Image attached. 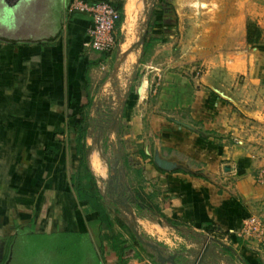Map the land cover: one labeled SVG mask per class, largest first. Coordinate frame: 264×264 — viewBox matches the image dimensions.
I'll list each match as a JSON object with an SVG mask.
<instances>
[{
    "label": "crops",
    "instance_id": "obj_1",
    "mask_svg": "<svg viewBox=\"0 0 264 264\" xmlns=\"http://www.w3.org/2000/svg\"><path fill=\"white\" fill-rule=\"evenodd\" d=\"M134 1L135 5L124 0L127 18L138 2L143 6ZM67 3L0 0V264L7 263L8 241L19 230L33 235L80 233L94 238L98 213L79 201L73 188V173L81 157L78 134L68 141L67 128L75 130L80 107L88 102L87 88L92 89L94 98L93 92L109 72L107 66L113 57L83 48L92 18L71 10ZM127 20L124 35L130 25ZM246 24L242 29L247 43ZM139 28V24L131 26L125 41L131 43ZM153 56L147 58L145 80L149 90L153 76L159 78L158 110L148 118L149 130L158 137L154 149L149 135L141 151H132L128 145L125 153L122 151L128 162L125 172L140 175L133 178L130 189H144L142 198L154 204L148 206L152 212L157 213L156 208L162 218L182 225L170 226L174 230L191 233L211 223L227 232L232 241L230 253L237 249L249 263L264 264V243L239 240L264 190L247 173L248 168L264 164V158H259L264 148L248 142L258 137L248 123L264 119V102L256 100L258 88H250L249 81L233 87L242 71L223 63L220 57L199 75L194 73L195 67L171 65L168 60L164 64L161 57ZM206 62L210 63L209 58ZM133 103L129 100V108ZM142 128V123H136L135 135L142 133ZM92 145L90 151L86 149V159L98 183L97 174L105 177L107 166L105 163L100 172L94 169L91 159L98 167L102 164ZM96 145L104 160L101 146ZM156 151L175 167H159L154 160ZM127 264L154 263L141 257Z\"/></svg>",
    "mask_w": 264,
    "mask_h": 264
},
{
    "label": "rangeland",
    "instance_id": "obj_2",
    "mask_svg": "<svg viewBox=\"0 0 264 264\" xmlns=\"http://www.w3.org/2000/svg\"><path fill=\"white\" fill-rule=\"evenodd\" d=\"M133 1L132 3L135 5V1ZM139 1L142 2L143 6L139 4L140 2H136L137 7H133L132 11H129L130 15L128 18L125 14L122 25V39L118 48L112 53L113 58L107 66L110 73L109 78L112 77L110 80L108 79V84L107 80L104 84L98 85L97 89L93 92L94 100L87 108V123L90 122L88 126L87 152L91 150L90 148L93 143L92 150L95 154L98 153L99 163L102 164L101 167H98V164L91 159V163L96 171L100 172L101 168L105 169L104 164L106 163L107 175L103 177L97 174L99 186L105 194L107 182L110 178L111 165L115 163L114 166H116L119 162V167L117 165L118 169L124 168V164L120 160L122 158L121 156L119 158L118 155L125 153L127 145L134 149L132 151L136 149L138 151L140 149L141 151L145 146L144 140L146 141L150 135L148 139L153 142L151 148L154 149L156 146L155 138L158 135L149 130L148 118L149 115L154 114L158 110L156 104L159 78H154L153 76V87L150 86L149 90H147L146 85L144 93L138 91L143 82L146 81L147 66L149 65L148 57L151 58L153 55L155 59L161 57L164 64H168L166 61L168 60L171 65L177 64L190 68L195 67L194 73L197 72L199 75L204 72L207 65L211 63L217 64L218 57H220L224 59L221 60L223 63L238 66L242 71V74H239L235 78L233 87L236 84L245 85L249 81L253 85L250 88H258L256 100L264 102V42L262 45H249L245 42L242 29L248 19L256 21L264 29V0H174L177 4H173L167 0ZM126 19H128L127 21L131 26L140 25V28L134 35L136 36L141 33L140 40L146 33L148 25L150 29L148 30L146 40L153 39L154 37L157 39L150 42L151 48L148 49L146 56L144 52L145 41L141 43V51L133 68L132 66H126L129 62V53H127V57L123 63H117L120 44L129 36L124 35ZM125 30H128L127 26ZM126 43L128 42L126 41ZM208 58L210 63L206 62ZM216 60L217 62H213ZM229 60H232L233 64ZM132 87L135 88L134 91H131ZM253 91L250 92L253 93ZM135 97L137 99L136 102L134 100ZM129 100L130 103L134 102L132 109L129 108ZM68 109L70 112L74 111L70 107ZM252 121L254 123H248L249 128L258 137L256 140L252 139L248 140V142L254 146H258L260 149L264 148V119ZM136 123H142L143 125L142 133L138 135H135V131L133 130ZM67 131V140L70 141L71 137L74 138L76 132L74 129L71 131L68 128ZM118 132H121L120 135H118ZM260 136L262 137L260 138ZM95 143H99L101 146L105 162L102 159L100 147ZM117 148L120 150V153L116 151ZM258 155L260 153H257ZM259 158H264V154H261ZM116 159L119 161H115ZM128 172L123 173V183L134 187L132 183L133 178L138 179L140 175L135 176L132 172L128 175ZM247 173L250 174L254 181L260 183V187L262 186L264 189V164L248 168ZM211 178L221 183L220 178L215 176ZM130 190L137 196H145L144 189L142 188L136 187ZM256 193L258 191L255 190V196H257ZM149 204L154 205L153 203ZM119 205L125 218L128 221L134 222V225L136 224L135 227L138 233L144 236L145 240L158 244V248L165 254H174L180 264H192L202 251L205 242H208V248L201 264H244L237 249H233L232 253L227 251L229 247H232V241L225 232L217 230L214 234H209L204 229L199 231L190 229L191 233L187 230L185 233H180L171 228L170 224L165 221V225H159L158 217L161 216L150 209L141 210L138 208V205L134 204L128 208L124 204ZM255 207L254 215L263 217L264 222V190L259 194ZM162 219L164 220V218ZM148 221H152V223L149 225ZM98 231L97 226H95L93 230L94 238L92 239L98 247L97 252L100 256L102 254L105 255L101 257V261L103 259L105 264L117 263L118 253L111 249L110 243L105 242L106 250L99 247ZM118 231L120 229H117L116 232ZM210 237L212 238L210 239ZM239 238L241 242L246 244H249L248 241L251 239H258L261 244L264 243V237H261L259 234L248 237L239 236ZM47 239V243L55 245L56 236L52 239ZM39 241L41 242V240ZM189 244L194 245L188 246ZM124 247L125 255L130 257L128 262L134 259L140 260L141 257L142 260L147 259L154 264L157 262L155 259L156 252L151 248L146 249L140 246L130 235H127V242ZM84 258L87 261H94V252L91 250V254ZM47 260H43V263L47 262Z\"/></svg>",
    "mask_w": 264,
    "mask_h": 264
},
{
    "label": "trees",
    "instance_id": "obj_3",
    "mask_svg": "<svg viewBox=\"0 0 264 264\" xmlns=\"http://www.w3.org/2000/svg\"><path fill=\"white\" fill-rule=\"evenodd\" d=\"M72 2L73 0H68L67 5L70 7ZM111 2L121 12V19L117 23L118 37L121 41V28L125 19L124 0ZM246 29V40L249 45L255 46L263 44L264 29L256 21L248 19ZM147 34L148 31L146 32V36ZM146 36L144 38L145 56L148 52V49L151 48L150 42L157 40L155 37L153 39L151 38L146 40ZM109 74V72H106L100 82L104 83L108 79ZM87 78L90 79V76L87 75ZM134 89L135 88L132 87L131 91H134ZM91 93L92 89H90V87L87 88L88 102L80 107L79 111L81 117L74 123V128L78 134L77 152L81 157V162L78 170L73 173L72 185L76 191L79 201L86 202L91 210L98 213V218L94 221L93 226L97 225L99 230V247L101 249L104 248L105 250V242L110 243L112 250L118 253V262L116 264H127L130 258L124 253V245L127 242V235H130V237L140 246L146 249L148 247L140 241L139 237L136 235L134 229L130 225V222L125 218V215L120 210V208L105 199L104 195L101 193L95 176L92 174L90 168L87 165L86 138L90 123H87V108L94 100V98L91 96ZM120 133L118 132V135H120ZM142 154H145V151L142 150ZM124 157L125 155H123V158ZM125 162H127L126 157ZM155 211L158 213L160 212L156 208ZM163 218L172 224L181 225L176 221L167 219L164 216ZM202 228L209 234H214L217 230H219V227L212 225L211 223L202 224ZM117 229H120V231L116 232ZM55 236V245H50L47 243V238L52 239ZM39 240H41V242ZM91 250L94 252V261H87L84 257H88L91 254ZM97 250L98 247L89 234L58 233L53 235H33L24 233L23 230H19L16 234H13L8 241L7 255L5 260L8 261V259L11 257L9 264H102ZM227 251H231V247H229ZM241 258L244 264H251L242 256ZM45 259H48L47 262L42 263Z\"/></svg>",
    "mask_w": 264,
    "mask_h": 264
},
{
    "label": "built area",
    "instance_id": "obj_4",
    "mask_svg": "<svg viewBox=\"0 0 264 264\" xmlns=\"http://www.w3.org/2000/svg\"><path fill=\"white\" fill-rule=\"evenodd\" d=\"M70 9L88 13L92 18L86 31L83 48L108 55L114 53L120 41L117 33V23L121 19V12L113 3L109 0H73ZM262 218L256 215L249 217L241 229L240 236L248 237L259 234L264 237V222Z\"/></svg>",
    "mask_w": 264,
    "mask_h": 264
},
{
    "label": "flooded vegetation",
    "instance_id": "obj_5",
    "mask_svg": "<svg viewBox=\"0 0 264 264\" xmlns=\"http://www.w3.org/2000/svg\"><path fill=\"white\" fill-rule=\"evenodd\" d=\"M117 124V122H116ZM109 126V124H108ZM117 147V145H116ZM116 151L118 153H120V150L117 148ZM115 151V152H116ZM121 156L122 159H120L122 162H123V166L124 168H120L118 169L119 167V162H118V167L117 165L114 166L111 165V170H110V178L107 182V191H106V194L103 193L105 199L110 202V203H113L115 204L118 208H120V210L122 211L121 207L119 204H124V206H126L127 208L131 205H138V208L141 209V210H144V209H149L148 206L151 207V205L146 201L145 198H142V196H137L135 195L134 193L131 192L130 190V187L129 185H126L123 183V173L125 172V166H127L126 164H128V162L125 163V159L123 158V155H118V157ZM117 157V155H116ZM120 158V157H119ZM118 159H116L115 161H117ZM119 161V160H118ZM117 167V168H116ZM115 168H116V171H115ZM115 171L116 175L115 176H112V171ZM100 188V187H99ZM102 191V190H101ZM135 200V201H134ZM142 203L143 206H140L139 204ZM153 208V207H152ZM123 212V211H122ZM176 225V224H175ZM177 226H181V225H177ZM178 228V227H177ZM183 229V228H182ZM186 229H183V231L181 233H185ZM188 231V230H187ZM144 237V236H143ZM149 238H151L150 235H148ZM144 244V243H143ZM149 249L151 248L150 246L146 245ZM153 249L156 253V263L158 264H166V263H170V262H161L159 261V254L165 256V257H168L169 255L168 254H165L162 250H160L159 248H151ZM177 261V259H176ZM178 262V261H177Z\"/></svg>",
    "mask_w": 264,
    "mask_h": 264
},
{
    "label": "water",
    "instance_id": "obj_6",
    "mask_svg": "<svg viewBox=\"0 0 264 264\" xmlns=\"http://www.w3.org/2000/svg\"><path fill=\"white\" fill-rule=\"evenodd\" d=\"M167 1H170V2H172L173 4H177L174 0H167ZM148 29H149V25L146 27V32L148 31ZM145 36H146V33L142 36V38H141V40H140L141 43L144 41ZM141 87H142V85L140 86V88H139V90H138L140 93H141ZM154 160H155V162L157 163V165H158L159 167L163 168V169L170 170V169H172L173 167H175L174 162L162 158V157L160 156V154H159L158 151H156L155 154H154ZM115 171H116V168H115ZM115 171H114V170L112 171V176H115V175H116ZM134 201H135V200H134ZM138 204H139V203H138ZM139 205H140V206H143L142 203H140ZM156 214L158 215L159 213L157 212ZM164 221L167 222V223H170V222L167 221L166 219L163 220L161 217H158V223H159V225H161V226L165 225V222H164ZM129 222H130V225L132 226V228L134 229L136 235L139 237V239H140V241H141L142 243H144L145 245L150 246L151 248H158V247H159L158 244L153 243V242L148 241V240H145L144 237L138 233V231H137L135 225L133 224V222H131V221H129ZM170 224H171L170 226L177 227L176 225H174V224H172V223H170ZM211 238H212V237H210V239H211ZM207 248H208V242H205L202 251L199 253V255H198L197 258L193 261L192 264H201V263H202V261L204 260V255H205V253H206ZM158 258H159V261H161V262H165V261H166V262H170L171 264H180L179 262L176 261V256H175L174 254L169 255L168 257H165V256L159 254ZM10 259H11V257L9 258V260L7 261L6 264H9Z\"/></svg>",
    "mask_w": 264,
    "mask_h": 264
},
{
    "label": "bare ground",
    "instance_id": "obj_7",
    "mask_svg": "<svg viewBox=\"0 0 264 264\" xmlns=\"http://www.w3.org/2000/svg\"><path fill=\"white\" fill-rule=\"evenodd\" d=\"M130 31H131V25H129V27H128L127 35H128V33ZM127 35H125V36H127ZM140 36H141V33L136 35V36H134V38H133L131 43H126L125 39H124L123 42H121L120 51H119V58H118V64L123 63L124 60L127 57V53H129V62L126 64V66L127 67L132 66V68H133L135 62L138 59V55H139V53L141 51ZM132 43H133V45H132ZM146 85H147V83L144 82V84L141 87V93H144Z\"/></svg>",
    "mask_w": 264,
    "mask_h": 264
}]
</instances>
